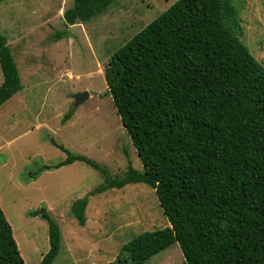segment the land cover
I'll return each mask as SVG.
<instances>
[{"label": "trees", "instance_id": "obj_1", "mask_svg": "<svg viewBox=\"0 0 264 264\" xmlns=\"http://www.w3.org/2000/svg\"><path fill=\"white\" fill-rule=\"evenodd\" d=\"M118 0H72L67 25L87 22ZM232 0H176L121 45L103 67L107 95L142 165L122 179L72 154L44 169L82 161L102 181L71 203L86 222L89 195L129 183L151 187L169 225L122 245L130 264H142L177 243L183 264H264V66L240 40ZM0 105L22 89L7 38L0 32ZM71 112L64 115V121ZM47 222L52 264L61 232ZM0 264H25L0 207ZM96 264V263H93Z\"/></svg>", "mask_w": 264, "mask_h": 264}, {"label": "rangeland", "instance_id": "obj_2", "mask_svg": "<svg viewBox=\"0 0 264 264\" xmlns=\"http://www.w3.org/2000/svg\"><path fill=\"white\" fill-rule=\"evenodd\" d=\"M175 1L118 0L87 22L67 25L62 12L72 0H0V32L22 82L0 105V207L25 264H41L49 249L46 220L29 213L41 207L61 232L52 264H130L122 245L169 225L154 190L129 183L89 195L80 226L71 203L100 184L101 173L82 161L41 169L66 158L58 145L95 160L117 179L126 176L128 165L142 169L106 93L103 67ZM232 1L238 36L264 66V0ZM83 91L88 98L75 105L74 94ZM142 264H183V255L174 243Z\"/></svg>", "mask_w": 264, "mask_h": 264}, {"label": "water", "instance_id": "obj_3", "mask_svg": "<svg viewBox=\"0 0 264 264\" xmlns=\"http://www.w3.org/2000/svg\"><path fill=\"white\" fill-rule=\"evenodd\" d=\"M89 93L87 91L77 92L74 94L75 105H78L82 101L88 98Z\"/></svg>", "mask_w": 264, "mask_h": 264}]
</instances>
